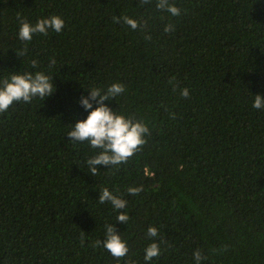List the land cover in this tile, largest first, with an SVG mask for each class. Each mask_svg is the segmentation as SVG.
Instances as JSON below:
<instances>
[{"label": "trees", "instance_id": "16d2710c", "mask_svg": "<svg viewBox=\"0 0 264 264\" xmlns=\"http://www.w3.org/2000/svg\"><path fill=\"white\" fill-rule=\"evenodd\" d=\"M170 2L179 16L156 0H0V78L43 71L55 87L0 112V264H145L152 242L161 254L150 264H194L196 250L202 264H264V110L251 106L264 94V0ZM49 15L64 19L61 33L17 39L20 20ZM123 16L137 29L114 22ZM114 82L125 91L105 103L149 134L92 176L97 150L65 134L86 115L84 90ZM103 188L128 201L127 225L98 201ZM106 224L127 257L96 244Z\"/></svg>", "mask_w": 264, "mask_h": 264}, {"label": "clouds", "instance_id": "9594fccd", "mask_svg": "<svg viewBox=\"0 0 264 264\" xmlns=\"http://www.w3.org/2000/svg\"><path fill=\"white\" fill-rule=\"evenodd\" d=\"M155 6L172 17H177L181 13V10L170 0H156ZM113 20L117 23L123 22L132 30L138 27V21L128 16L113 17ZM64 28L65 21L60 15L42 17L35 23L20 20L17 39L27 44L36 34L47 35L50 31L59 34ZM173 30L174 25L172 24L164 26L166 33ZM145 39H151V37L146 35ZM32 66L35 68L37 62L32 61ZM52 76L43 71H18L8 73L6 78H0V112L7 111L15 103H30L36 98L44 101L46 97H51L55 91ZM84 91L87 95L79 97L78 106L86 115L83 119L77 118L73 124H70V130L65 135L67 141L86 142L90 148L97 150L85 161L89 173L95 176L98 166L111 169L113 166L126 163L146 143L145 137L149 134V128L142 120L126 117L105 103L114 101L116 97L124 93L125 88L121 83L114 82L105 88L93 87ZM180 95L187 98L188 89H181ZM251 106L256 110H264V94L253 96ZM142 190L140 186H131L127 188V193L135 196ZM98 201L110 203L113 211L117 213L116 223L127 225L130 217L126 211L128 204L126 199L114 194L108 188H103L99 192ZM121 209L124 211H120ZM115 224L105 225L104 239L96 241V244L102 246L113 258L120 260L127 257L129 248L121 234H117ZM158 233L159 229L155 226H149L146 231L147 237L153 241L156 240ZM160 254L159 243H150L144 249L145 264H150L153 258L159 257ZM192 258L194 264H202L205 259L199 250L193 252Z\"/></svg>", "mask_w": 264, "mask_h": 264}]
</instances>
